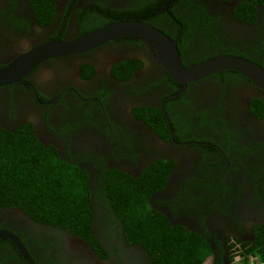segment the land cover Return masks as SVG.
<instances>
[{"label": "flooded vegetation", "instance_id": "obj_1", "mask_svg": "<svg viewBox=\"0 0 264 264\" xmlns=\"http://www.w3.org/2000/svg\"><path fill=\"white\" fill-rule=\"evenodd\" d=\"M242 1L0 0V68L124 19L175 40L184 66L234 55L264 68V2L250 10ZM0 127L29 129L87 179V225L0 207V230L16 234L34 264H153L112 199L118 178L152 185L147 204L208 245L203 264L264 258V88L238 71L182 83L142 38L125 35L0 86ZM0 264L31 263L2 236Z\"/></svg>", "mask_w": 264, "mask_h": 264}, {"label": "trees", "instance_id": "obj_2", "mask_svg": "<svg viewBox=\"0 0 264 264\" xmlns=\"http://www.w3.org/2000/svg\"><path fill=\"white\" fill-rule=\"evenodd\" d=\"M262 2L240 4L254 10V3ZM86 180L79 167L69 165L52 149L40 148L29 129L11 132L0 127V207L16 205L37 221L71 229L77 223L87 225L91 208ZM118 180L112 199L122 218L131 217L132 223L127 221L130 232L145 239L143 245L152 254L153 264H203L210 257L207 244L190 242L185 229L174 228L153 213L147 204L150 183Z\"/></svg>", "mask_w": 264, "mask_h": 264}, {"label": "water", "instance_id": "obj_3", "mask_svg": "<svg viewBox=\"0 0 264 264\" xmlns=\"http://www.w3.org/2000/svg\"><path fill=\"white\" fill-rule=\"evenodd\" d=\"M132 35L142 38L157 54L170 76L187 83L206 77L214 72L232 69L264 88V68L261 64L234 55H220L206 61L184 66L176 41L153 25L140 20H119L72 39L45 42L19 54L10 64L0 68V86L21 81L39 64L56 57L82 54L118 37ZM13 240L27 261L34 264L26 247L16 234L0 230V237Z\"/></svg>", "mask_w": 264, "mask_h": 264}, {"label": "built area", "instance_id": "obj_4", "mask_svg": "<svg viewBox=\"0 0 264 264\" xmlns=\"http://www.w3.org/2000/svg\"><path fill=\"white\" fill-rule=\"evenodd\" d=\"M233 264H264V258L259 256L241 255L235 258Z\"/></svg>", "mask_w": 264, "mask_h": 264}]
</instances>
